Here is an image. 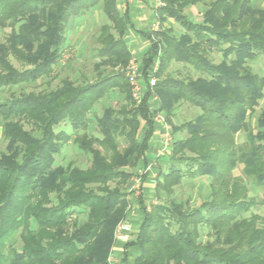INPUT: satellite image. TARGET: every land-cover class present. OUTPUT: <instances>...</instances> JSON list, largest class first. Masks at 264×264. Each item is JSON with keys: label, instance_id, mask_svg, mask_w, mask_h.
<instances>
[{"label": "trees", "instance_id": "16d2710c", "mask_svg": "<svg viewBox=\"0 0 264 264\" xmlns=\"http://www.w3.org/2000/svg\"><path fill=\"white\" fill-rule=\"evenodd\" d=\"M160 1V21L172 18L185 33L179 38L167 31L145 33L151 46L142 60L144 75L160 40L164 47L159 77L171 61L202 75L182 81L161 78L153 89L159 99L156 111L164 114L173 136L186 131L187 137L173 140L168 157L161 159L154 186L162 202L150 205L149 211L140 207L137 236L124 245L121 262L264 264V217L250 212L257 205L264 207V110L255 128L249 125L264 99V74L249 67L264 63V7L250 0H213L206 4L201 22L193 23L183 10L202 0ZM92 8L109 21L100 28L96 70L101 64L123 70L91 83L66 78L49 91L0 99L6 140L0 153V264H109L115 230L127 217L124 184L131 172L148 164L151 92L147 87L142 104L132 108L124 70L132 58L123 40L127 19L117 0H0V29L9 30L0 43V90L49 76L63 56L70 19ZM151 35L159 41H151ZM206 48H218L222 61H209ZM9 56L25 69L17 71ZM115 90L125 105L119 110L106 107L96 118L100 138L83 133L73 139L90 154V166H54L55 156L70 139L54 128L67 123L74 132L85 130L87 114ZM179 102L195 106L201 114L176 128L171 116ZM140 129L143 136L138 138ZM238 132L245 135L239 144ZM238 165L243 177L233 175ZM202 177L209 180V191L198 206L189 209L186 202L168 199L184 179ZM243 178L261 190L260 197L248 196ZM116 180L123 185L104 187ZM94 185L105 194L94 195Z\"/></svg>", "mask_w": 264, "mask_h": 264}, {"label": "rangeland", "instance_id": "374dc122", "mask_svg": "<svg viewBox=\"0 0 264 264\" xmlns=\"http://www.w3.org/2000/svg\"><path fill=\"white\" fill-rule=\"evenodd\" d=\"M205 4H208L209 1L213 0H205ZM202 4L198 3L196 5L191 6L193 8H186L183 10L184 15L188 17V19L193 23H199L202 20L203 15V7ZM205 9V8H204ZM172 19V18H168ZM159 21V17H158ZM167 21V20H166ZM173 23H168L166 26L161 25L158 27V30L153 33H159L161 31H167L169 35L175 38H179L182 34L185 33V29L178 24L175 20H171ZM163 22V21H162ZM161 22V24H163ZM104 23H109L107 18L104 16V14L96 9H91L80 17H72L70 19V25L66 34V41L64 45L63 50V56L59 62L58 65L54 66L53 72L47 76L42 77L38 79L36 82H25L21 83L16 86L12 87H6L0 90V99H8L12 96V94L19 96L20 93H38L40 91H49L51 89H55L57 86L60 85L61 80L63 79H70L75 84H83V83H91L93 81H96L98 78L107 76L111 73H115L117 71L123 70L122 68H116L111 69L109 65L101 64L102 66L96 70L97 64L100 62V59L98 57V51L100 50V43L98 41V36L100 33V28ZM167 23V22H166ZM9 30H1L0 29V43H4L7 36H8ZM152 33V32H150ZM151 41H159V38H156L154 35L150 36ZM163 40H160V48H158V51L160 50V53L162 52V49L164 47ZM208 51L205 53L206 57L209 61L212 63H220L223 59L222 53L219 51L218 48H211L208 49ZM157 51V53H158ZM161 56V54H160ZM232 58V57H231ZM10 63L17 71H22L25 69L24 65H21L18 61H16L13 57L9 56ZM129 64V62H128ZM127 67V66H126ZM249 67L253 69L254 72L264 74V63L263 61L249 63ZM160 68V66H159ZM126 70V68L124 69ZM159 72V71H158ZM158 72L156 74V83L162 78H172L174 80H189V79H196L200 77L202 74L194 70L191 66L185 65L181 62H175L171 61L167 64L164 71L161 73V77L158 76ZM150 76L146 77L144 82L142 83L143 89V95L145 94V91L147 90V87L149 88V78ZM128 82V81H127ZM130 86V85H129ZM155 87V86H154ZM153 87V89H154ZM150 93V100L151 103L150 106V113L152 114V122L154 113L152 112V106L154 104V98L153 95L155 94L154 90L148 89ZM130 93H131V87H130ZM132 98V96H131ZM144 98V96H143ZM132 108H138L141 104L136 105V102L132 98ZM122 105H125V102L123 101V98L121 94L115 90L111 91L109 94H107L100 102L99 104L94 106L93 112H90L87 114L88 123L87 127L84 129H80L77 132H74L72 127H70L67 123H61L59 126L55 127L56 132H63L65 135H70V139L66 144L63 145L60 153L55 156V164L54 166H63L66 167L67 165H74L80 169H86L90 166V160L91 156L87 152H83L78 148V146L73 142V139L78 135H82L83 133H86L88 137H94L99 139V130L96 125V118L101 117L103 114V109L106 107H112L115 110H119ZM127 109H130L131 106H127ZM264 110V99H262L258 106L255 108V113L253 117L250 120V127L255 128V119L260 114V111ZM201 114V111L196 108L195 106L185 103V102H179L176 106L175 111L173 112V115L171 116V122L172 124L178 128L181 127L183 124L193 121L197 116ZM164 116V114L162 113ZM165 117V116H164ZM25 130H29L31 127L27 123H23ZM142 124V123H141ZM168 124V123H167ZM169 126V125H168ZM170 128V126H169ZM171 137L173 140L176 139H183L187 137L186 131H181L173 136L171 128ZM143 136V130L140 129L138 132L137 137L141 138ZM245 139V135L243 132H238L235 136L236 143H242ZM6 146V140L4 139L1 131L0 126V153L5 151ZM124 144L121 140H119V147H123ZM95 148H98L102 150V148L95 144ZM168 156H164L163 158L166 159ZM162 158V159H163ZM155 166L153 168V173L156 176L158 168L162 165L161 158L154 159ZM151 161V162H153ZM146 166V165H145ZM164 169V167H162ZM242 166L238 165L233 170V175L236 177H243L242 175ZM136 172V171H135ZM135 172H131L129 180L127 181L125 188L129 190L131 187V181L133 178H137L140 180V183L142 185L150 184L151 186L155 185L152 182H150L151 177L150 176H142L138 177L135 176ZM244 183L246 184L248 196L250 197H260L261 190L255 189L252 185V183L243 178ZM114 182L108 183V185L104 186L107 189H112L115 185H123L118 184ZM209 180L206 177L197 178L194 180H188L184 179L179 185L172 188L171 194L168 196L169 200H176L177 202H186L189 209H192L196 206H198L202 201H204L208 196L209 191ZM94 190H92L94 195H104L105 193L98 191V186H92ZM122 188V187H120ZM127 191V190H126ZM129 194L126 197V201L128 202L127 206V215L128 213L134 212L132 214L134 217H137L138 219L142 218L141 208L137 205L139 200L134 199V201L130 200V197H128ZM143 199V197H142ZM132 202L137 203L135 204L137 208H132ZM142 202L147 205H149L150 202H152L151 205H159L162 200H158L154 193L152 192L151 198L148 199V197L144 196V199ZM134 205V204H133ZM146 211L150 210L149 208L144 207ZM253 214L260 215L261 217H264V207L261 205H257L253 207L250 211ZM247 214L246 216H248ZM130 216V217H133ZM129 217V218H130ZM84 219V216H81V220ZM136 225V222L134 223ZM119 225V224H118ZM208 239V236H206V231L203 230L202 232V240L206 241ZM19 242L15 240V248L19 247ZM124 249V248H123ZM124 252V251H123ZM129 253V258L133 257ZM109 258V257H108ZM121 260V259H120ZM130 260V259H129ZM109 263V262H108ZM122 264V262L120 263Z\"/></svg>", "mask_w": 264, "mask_h": 264}, {"label": "crops", "instance_id": "0c3cea01", "mask_svg": "<svg viewBox=\"0 0 264 264\" xmlns=\"http://www.w3.org/2000/svg\"><path fill=\"white\" fill-rule=\"evenodd\" d=\"M250 1L258 7H264V0H250ZM205 2H206L205 0H202V2L200 3L202 4L201 6L203 7L202 11H204V8L206 6L204 5ZM117 4L120 13L125 15L127 19V24L123 37L125 47L127 51L131 54L132 57L131 60L139 64L141 73L145 80L147 77V71L149 70L150 66L145 69L146 75H144L142 60L144 54L150 49L151 46V43L145 37V33L151 32L152 27L155 25L157 21L155 17V14L156 12L158 13V9H159L157 5V1L156 0H117ZM92 9L99 10L97 8H92ZM171 20L167 19V21L162 22L163 24H161V21L159 19V27L161 25L166 26L168 23H173V21ZM104 24H109V23H104ZM154 107H156L155 103L153 104L152 109ZM162 141H163L162 129H160L158 124L153 122V133L151 138L149 139L148 142L149 148L146 152L148 163L153 161L154 159L155 160L158 158L162 159L164 156L169 155V152H167L166 154L158 155L162 149ZM126 190L128 191V189ZM152 192L155 195V186L153 185L151 186L150 184H146V185L141 184L139 191L135 192L134 194L133 193L130 194V200L132 201H134V199L139 200L137 202L138 204L136 202L135 203L132 202V208L133 209L137 208L135 204H137L139 207L144 206L146 208H149L152 202H150L149 205H147L145 204V202L143 203L142 200L144 199V196L150 199ZM132 214H134V212L130 211L124 220L126 223V231L121 235V237L115 239V245L111 253L112 258L114 259V264L121 263L120 259H122L124 245L134 240L135 237L137 236L139 223L141 222V219L134 217ZM135 222L136 225L134 224ZM132 260L133 257L130 258L128 257L127 262L131 263Z\"/></svg>", "mask_w": 264, "mask_h": 264}, {"label": "built area", "instance_id": "2783aa9c", "mask_svg": "<svg viewBox=\"0 0 264 264\" xmlns=\"http://www.w3.org/2000/svg\"><path fill=\"white\" fill-rule=\"evenodd\" d=\"M157 1V5L158 8L163 7L164 4L160 1V0H156ZM155 17L157 19L155 25L152 27L151 32H155L158 30L159 27V21H158V13L156 12ZM160 50L158 51L155 59L152 61L149 70L147 71V77L150 76V90H153V87L156 85V74L159 71V66H160ZM125 77L131 87V96L133 98V100L136 102V105L141 104L142 100H143V89L144 87L142 86V83L144 82V77L141 73V69L139 67V64L134 62L133 60H131L129 62V64L126 67L125 70ZM154 98V103H158L159 99L157 97L156 94L153 95ZM157 107H154L152 109V112L154 113L153 116V121L154 123L158 124L160 129H162V133H163V141H162V149L159 152L158 155L161 154H166L167 152H169L171 150V146H172V137H171V132H170V128L166 122L165 117L162 115L161 112L156 111ZM155 161L153 162H149L146 166H143L139 169L136 170L135 172V176L138 177H142V176H150L151 180L150 182H152L153 184H155V175L153 173V168L155 166ZM132 185L129 188V190L127 191V194H129L128 197H130V194H134L135 192L140 190L141 187V183L140 180L137 178H133L131 181ZM149 211V210H148ZM126 231V223L125 221H122L119 223V225L117 226L115 233H114V239H117L119 237H121V235ZM108 262L109 264H114V259L112 258V254H110L109 258H108Z\"/></svg>", "mask_w": 264, "mask_h": 264}]
</instances>
